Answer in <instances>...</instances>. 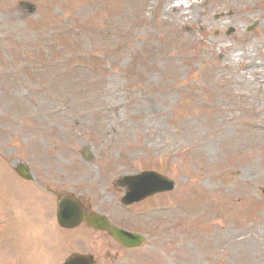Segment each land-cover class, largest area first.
<instances>
[{
	"label": "rangeland",
	"instance_id": "rangeland-1",
	"mask_svg": "<svg viewBox=\"0 0 264 264\" xmlns=\"http://www.w3.org/2000/svg\"><path fill=\"white\" fill-rule=\"evenodd\" d=\"M18 1L0 0V165L35 178L13 193L0 166V264H264V0ZM161 164L176 191L123 206L115 174ZM57 188L160 232L130 251L59 232Z\"/></svg>",
	"mask_w": 264,
	"mask_h": 264
},
{
	"label": "water",
	"instance_id": "water-1",
	"mask_svg": "<svg viewBox=\"0 0 264 264\" xmlns=\"http://www.w3.org/2000/svg\"><path fill=\"white\" fill-rule=\"evenodd\" d=\"M69 204L73 207V209H75V210H78V212H79V216L81 215L80 214V208H78V207H76L73 203H71V202H69ZM65 207H68V206H65ZM81 217V216H80ZM63 221H65V220H63ZM121 238H122V240L123 241H129L130 243H132V244H136L135 243V239H133V238H128V237H125V236H121Z\"/></svg>",
	"mask_w": 264,
	"mask_h": 264
}]
</instances>
